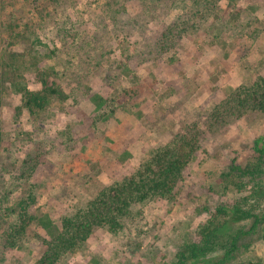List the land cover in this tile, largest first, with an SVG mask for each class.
<instances>
[{
	"label": "rangeland",
	"instance_id": "obj_1",
	"mask_svg": "<svg viewBox=\"0 0 264 264\" xmlns=\"http://www.w3.org/2000/svg\"><path fill=\"white\" fill-rule=\"evenodd\" d=\"M39 69L66 98L30 108L21 95L39 87ZM0 75V264H35L64 216L189 139L173 196L133 205L116 232L92 227L54 264H176L234 203L250 214L227 264H264V173H250L264 113L222 103L264 78V0H1ZM22 199L40 222L18 234L3 209Z\"/></svg>",
	"mask_w": 264,
	"mask_h": 264
},
{
	"label": "trees",
	"instance_id": "obj_2",
	"mask_svg": "<svg viewBox=\"0 0 264 264\" xmlns=\"http://www.w3.org/2000/svg\"><path fill=\"white\" fill-rule=\"evenodd\" d=\"M11 84L17 86L16 82ZM37 84L39 87L35 91L25 89L21 95L30 108L32 105L42 108L54 96L66 98L58 81L44 69L38 70ZM222 103L237 108L238 112L253 110L264 113V78L259 77L253 85L242 84L234 88L230 97ZM191 142L190 139L184 142L175 140L157 148L134 172L114 181L110 186L103 187L84 206L64 216L58 231L43 239L45 250L35 264H54L61 256L79 249L92 227L108 226L111 231L116 232L135 204H143L145 200L150 201L153 197L169 199L173 196L182 170L193 157L195 143L192 145ZM257 151L260 153V161L250 173L259 175L264 173V151L259 148ZM245 172L249 173L243 171ZM16 206L3 209V216L15 213L18 220L14 227L20 228L18 234L24 232L30 222H40L23 199ZM249 212L240 203L218 206L212 217L198 231V236L181 247L177 253L176 264H227L237 250L240 236L236 231L237 222L248 217ZM47 220L49 226H45V223L43 228L50 230L54 227V221L49 216ZM16 232L17 230H11L5 234L9 247H16L18 244Z\"/></svg>",
	"mask_w": 264,
	"mask_h": 264
}]
</instances>
